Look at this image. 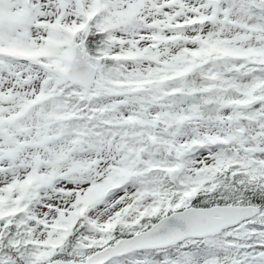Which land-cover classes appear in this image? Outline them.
<instances>
[{
	"label": "snow or ice",
	"instance_id": "obj_1",
	"mask_svg": "<svg viewBox=\"0 0 264 264\" xmlns=\"http://www.w3.org/2000/svg\"><path fill=\"white\" fill-rule=\"evenodd\" d=\"M0 264H264V0H0Z\"/></svg>",
	"mask_w": 264,
	"mask_h": 264
}]
</instances>
